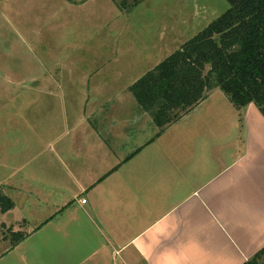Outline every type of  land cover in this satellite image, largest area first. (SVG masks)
Returning <instances> with one entry per match:
<instances>
[{
	"label": "rangeland",
	"instance_id": "rangeland-1",
	"mask_svg": "<svg viewBox=\"0 0 264 264\" xmlns=\"http://www.w3.org/2000/svg\"><path fill=\"white\" fill-rule=\"evenodd\" d=\"M134 1L0 0V187L33 192L10 194L18 204L40 203L46 188L55 195L41 207L49 213L65 195L60 186L75 194L72 170L96 172L152 139L158 127L128 87L230 7L227 0ZM239 111L215 88L172 133L195 138L196 152L214 138L225 144L244 137L237 121L247 110ZM109 123L121 138L103 144L95 132ZM20 211L0 214V229L21 225L12 220Z\"/></svg>",
	"mask_w": 264,
	"mask_h": 264
},
{
	"label": "crops",
	"instance_id": "crops-1",
	"mask_svg": "<svg viewBox=\"0 0 264 264\" xmlns=\"http://www.w3.org/2000/svg\"><path fill=\"white\" fill-rule=\"evenodd\" d=\"M245 109L237 121L244 137L212 145L200 137L199 152L195 138L172 133L188 118L161 133L154 123L152 139L114 161L106 153L98 171L72 170L75 194L60 186L65 195L49 213L41 207L55 195L46 188L40 203L25 205L10 194L33 192L12 185L15 207L3 214L21 210L12 220L26 237L0 241V264H244L264 248V116L253 103ZM110 124L109 134L95 132L103 144L121 138Z\"/></svg>",
	"mask_w": 264,
	"mask_h": 264
},
{
	"label": "trees",
	"instance_id": "trees-1",
	"mask_svg": "<svg viewBox=\"0 0 264 264\" xmlns=\"http://www.w3.org/2000/svg\"><path fill=\"white\" fill-rule=\"evenodd\" d=\"M227 1L230 7L220 17L129 87L160 133L215 88L237 110L253 103L264 116V0ZM14 207L13 199L0 187V214ZM25 237L24 231L1 225L0 241L10 240L15 246ZM263 260L264 248L244 264Z\"/></svg>",
	"mask_w": 264,
	"mask_h": 264
},
{
	"label": "built area",
	"instance_id": "built-area-1",
	"mask_svg": "<svg viewBox=\"0 0 264 264\" xmlns=\"http://www.w3.org/2000/svg\"><path fill=\"white\" fill-rule=\"evenodd\" d=\"M83 201L85 202L86 200L84 199Z\"/></svg>",
	"mask_w": 264,
	"mask_h": 264
}]
</instances>
